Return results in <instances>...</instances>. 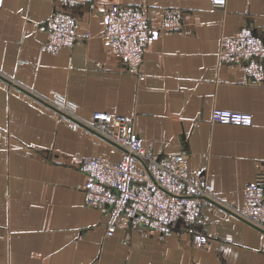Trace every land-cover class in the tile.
<instances>
[{
	"label": "crops",
	"instance_id": "0c3cea01",
	"mask_svg": "<svg viewBox=\"0 0 264 264\" xmlns=\"http://www.w3.org/2000/svg\"><path fill=\"white\" fill-rule=\"evenodd\" d=\"M55 3L0 7V264H264V233L210 201L191 231L106 235L105 213L86 204L78 156L116 162L123 150L22 90L62 96L79 120L97 110L127 117L148 151H184L190 173L242 208L245 184H264V81H246L241 62H220L217 49L244 26L264 38V0H94L70 9L87 38L42 51ZM119 5L145 6L153 26L165 7L180 10L181 28L146 45L138 72L101 39L106 9ZM214 107L249 112L252 123L213 122Z\"/></svg>",
	"mask_w": 264,
	"mask_h": 264
},
{
	"label": "built area",
	"instance_id": "2783aa9c",
	"mask_svg": "<svg viewBox=\"0 0 264 264\" xmlns=\"http://www.w3.org/2000/svg\"><path fill=\"white\" fill-rule=\"evenodd\" d=\"M46 19V39L40 49L56 52L71 47L79 37L75 16L70 9L92 5L94 0H55ZM227 0H210L213 7H224ZM3 0H0V7ZM180 10L165 7L158 25H150L145 6H111L104 15L101 33L108 53L120 58L125 67L138 72L144 48L163 31L181 28ZM217 58L220 62L239 63L246 81H264V38L248 27L219 38ZM60 113L80 122L86 129L122 148L121 158L108 162L100 157L79 155V167L85 173V201L105 213L104 230L111 235L116 228L137 230L141 235L164 237L175 228L192 230L201 212L200 202L214 201L228 207L245 221L264 231V184L254 181L243 188V206L225 204L211 185L186 167L184 151L157 154L148 151L144 139L131 129L130 119L107 111H93L90 120H79L74 105L59 95L42 98ZM211 121L250 125L252 116L246 111L214 107ZM199 245L207 242L198 233Z\"/></svg>",
	"mask_w": 264,
	"mask_h": 264
},
{
	"label": "water",
	"instance_id": "95a60500",
	"mask_svg": "<svg viewBox=\"0 0 264 264\" xmlns=\"http://www.w3.org/2000/svg\"><path fill=\"white\" fill-rule=\"evenodd\" d=\"M0 76H1V75H0ZM1 77H2V76H1ZM3 78H4V77H3ZM22 90H24L25 92L29 93L30 95H33L36 99H38L39 101H42L45 105H47V106H49V107L55 109L53 106H51L50 104H48L46 101H44L43 99H41V98L38 97L37 95H34L33 93H31V92H29V91H27V90H25V89H22ZM74 121H76V120H74ZM113 144H114V143H113ZM114 145H115V144H114ZM115 146H117V145H115ZM117 147L120 148V149H122V148L119 147V146H117ZM210 202L214 203L215 205H217V206H219V207L225 209L226 211H228V212H230V213L236 215L237 217H239L237 214H235L233 211H231L228 207H226V206H224V205H222V204H220V203H217V202L211 201V200H210ZM239 218H241V217H239ZM241 219H242V218H241ZM243 220H244V219H243ZM244 221H245V220H244ZM245 222H247V221H245ZM247 223L250 224V225H252V224L249 223V222H247ZM252 226L255 227V228H257V227L254 226V225H252ZM257 229L264 233V231H262L261 229H259V228H257Z\"/></svg>",
	"mask_w": 264,
	"mask_h": 264
},
{
	"label": "snow or ice",
	"instance_id": "6c2138e0",
	"mask_svg": "<svg viewBox=\"0 0 264 264\" xmlns=\"http://www.w3.org/2000/svg\"><path fill=\"white\" fill-rule=\"evenodd\" d=\"M217 2H222V0H217Z\"/></svg>",
	"mask_w": 264,
	"mask_h": 264
}]
</instances>
